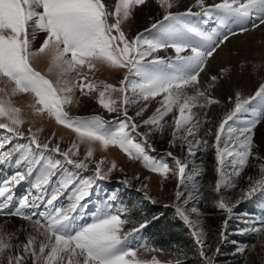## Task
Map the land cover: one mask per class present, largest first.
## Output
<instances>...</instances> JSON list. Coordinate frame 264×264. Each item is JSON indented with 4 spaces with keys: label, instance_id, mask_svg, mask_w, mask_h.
<instances>
[{
    "label": "snow or ice",
    "instance_id": "obj_1",
    "mask_svg": "<svg viewBox=\"0 0 264 264\" xmlns=\"http://www.w3.org/2000/svg\"><path fill=\"white\" fill-rule=\"evenodd\" d=\"M145 2L118 0L115 10L110 11L104 0H0V78L11 84L10 90L0 88V93H3L0 95V129L27 139V143L0 152V165L14 163L26 169L0 181V214L20 217L32 228L25 240L20 241L15 232H6L0 227L2 264H180L179 261H160L156 257L144 260L138 256V248L145 251L161 249L149 247L147 242L134 245L133 239L139 229L124 232L126 220L111 211L110 202L116 200L115 192L108 197V203L91 213V222L79 223L87 208L80 202L89 195L92 178L81 180L77 174L69 172L66 165L87 170L89 158L95 151L91 145L98 143L104 150L117 146L130 159L141 160L151 171L166 176L170 171L168 163L149 155V151H155L150 137L153 133L164 132L167 126L165 117L169 114H174L171 143L183 141L189 145V154L195 155L190 138L197 137L199 129L209 119L201 110L220 103L207 90L201 89L200 73L208 58L228 40L229 35L235 34L228 27L229 18H234L231 22L241 25L255 18L259 23H253V27L264 25V0H221L210 6H205L204 0H197L200 12L194 13L191 8L183 13L169 11L163 20L151 26L156 30L155 34L146 29L148 36L138 33L129 39L121 25L135 6ZM159 3L169 9L173 6L171 0H159ZM189 16L214 17L228 30V34L222 35L217 30L205 32L199 24L207 23V20L193 23ZM110 18H114V22H110ZM240 30L247 31V28L242 26ZM38 32L44 33L45 38L33 51L32 40ZM168 48L174 50L173 58L155 55ZM41 53L50 55L48 71L57 72L55 82L37 71L31 63V58ZM98 64L126 70L119 86L90 79L81 71L87 68L93 72ZM73 73L75 79H64ZM216 80V76L211 77V81ZM213 86L212 83L208 85L209 88ZM189 87L194 89L192 95L186 94ZM76 91L81 95L97 92L98 104L107 112L120 115L112 120L101 115H71L66 108L73 103ZM116 92L121 94L118 99L112 95ZM17 94L33 97L34 102L29 105L33 115H47L57 124L72 130L81 143L87 142L89 147L84 158H75L79 152V145L75 142L62 150L59 143L51 146L49 141L39 139L37 133L42 129L33 131L30 127V135L22 132L20 129L25 124L23 110L12 99ZM157 97L160 98L159 107L148 118L138 123L128 114L131 105L143 101V106L135 113L137 117L143 116L149 102ZM229 100L233 107L223 116L214 134L218 174L214 190L217 193L236 187L234 180L240 177L254 155L253 129L264 119V84L254 95L243 98L236 93ZM141 126H146L148 131H139ZM6 143H11V137L0 142V149ZM207 145L206 139L195 140L197 148L206 151ZM53 154L62 157L63 163ZM166 155L174 160L183 183L186 165L172 152ZM103 163V160L96 163L95 178L107 179L117 167L113 161L111 168L102 169ZM258 170V178L248 177V186L237 204L257 194L264 199V163ZM57 171L61 173L57 186L49 191ZM27 179L31 180L35 194L29 191L17 198L14 186ZM187 179L193 180L194 177ZM123 183L130 184L128 180ZM70 188L72 194L68 199L71 203L67 208L58 206L60 196ZM176 195L179 199L183 193L177 191ZM42 206L44 211H34ZM217 206L229 214L233 211V206L223 196L217 201ZM78 208L81 209L79 213ZM26 209L33 211L26 212ZM191 211L196 212L197 209L192 208ZM176 213L192 229L204 264H213L205 251L204 239L193 227L189 215L179 206ZM224 223L226 225L227 220ZM144 227L145 224L140 225V228ZM253 231L264 233V221Z\"/></svg>",
    "mask_w": 264,
    "mask_h": 264
},
{
    "label": "rangeland",
    "instance_id": "obj_2",
    "mask_svg": "<svg viewBox=\"0 0 264 264\" xmlns=\"http://www.w3.org/2000/svg\"><path fill=\"white\" fill-rule=\"evenodd\" d=\"M117 2L118 0H104L105 5L110 11L115 10ZM146 3L155 5V8H142ZM144 4L135 6L131 11V15L121 25L122 30L129 39H133L138 33H144L145 36H148L149 33L145 32L146 29L151 30V33L155 34L156 30L152 29L151 26L157 21L163 20L169 11L173 13L186 12L184 10H175L172 7L170 9L167 6L162 7L159 0H146ZM193 10L192 12L196 13L200 12L201 8L197 5ZM217 15H223V13H217ZM188 19L193 23L206 19L207 23L199 24V27L203 31L212 32L213 30H217L222 35L228 34V30H224L219 20L214 17L189 16ZM233 19L229 18L230 23L228 27L233 32L236 30L237 32L241 31L240 25H237L239 23L231 22ZM110 22H114V18H110ZM231 23L233 25L230 26ZM253 23L258 24L259 22L255 18H252L244 23V27L248 31L253 30L256 28L253 27ZM41 33L36 35V38L32 40L33 51H36L40 47L45 38L44 33ZM31 63L37 71L52 79L54 82L58 79L56 71H48L50 66V55L48 53L34 55L31 58ZM251 63L253 61H250V65ZM81 71L87 73L90 79L105 81L117 86H119L126 72L125 69L112 68L104 64H98L96 70L93 72H89L87 68H83ZM221 72L224 73L223 68ZM212 76L216 75L211 73L210 80ZM64 79L73 80L75 79V74L65 76ZM218 81L219 79L217 78L214 83ZM0 88L10 90L11 84L6 79L0 78ZM201 89L207 90L220 103L211 105L208 109L201 110V113H207L209 119L199 129V135L195 138H190L193 145L192 150L196 153L195 155L189 154V145L187 143L179 140L175 144L171 143L174 114H169V116L165 117L167 126L163 133L156 132L150 137L151 146L155 151H149V155L155 157L157 160L163 159L168 163L170 171L166 176L151 171L141 160L130 159L117 146H110L107 150H104L98 143L91 145L95 151L93 157L89 158V168L87 170H78L72 165H66L67 170L77 174L79 179L88 180L92 178V184L88 188L89 195L80 202L81 205H87V208L84 211L83 218L79 219L78 217L79 223L91 222V213L95 212L98 206L108 203V197L115 192L116 200L110 202L112 205L111 211L113 214H120L122 219L126 220V223L123 225V231L129 232L134 228L139 229V232L135 234V238L133 239L134 245H139L143 242H147L149 245L144 235V229L148 224L149 218V212L146 208H168L171 209L173 215L180 218L176 213V207L179 206L186 211L193 222V227L202 235L205 242V251L211 257L213 264H264V233L253 231L254 228L261 227V221H264V199L257 194V196L251 199L240 201L238 204L236 203L240 200L242 191L246 190L248 186V177L258 178L259 165L264 163V147L259 140V137H261L260 134H263L264 139V119L253 129L254 155L249 159V163L244 168L240 177L234 180L236 187L226 190L222 189L220 193L214 190L218 178L217 161L213 148L214 134L217 126L227 111L233 107V102L229 100L230 97L234 98L236 93H240L243 98H246L254 95L256 91L253 90L250 95L245 96L241 89L230 91L231 93L216 92L212 87L209 88L208 85L206 88ZM193 92L194 90H192L190 95ZM0 95H3V93H0ZM97 95V92H92L89 95H81L79 91H76L73 96V103L67 106L66 110L73 116L89 117L92 115H101L106 120H112L114 117L120 115L119 113H109L103 109L97 102ZM112 95L114 99H118L121 94L116 92ZM12 99L15 105L23 110L25 124L20 129L22 132L30 135L28 133L30 127L33 131L42 129V131L37 133L39 139L42 142L49 141L51 146L59 143L62 150H65L71 145L69 141L73 138V143L75 142L79 145V152L75 158H84L89 144L87 142L81 143L72 130L57 124L53 118H49L47 115H33L29 105L34 101L30 94H17ZM143 103L141 101L128 108V114L138 123L153 114H148L150 111V106H148L143 116L137 117L135 115L143 106ZM201 118L203 119V116ZM209 130H211V134H209ZM139 131L147 132L148 128L141 126ZM5 137H11V143H6L5 147L0 149V152L9 151L17 144L27 143V139L24 137H15L13 134L8 133L7 130L0 129V142H3ZM196 139H206L208 141L206 151L195 147ZM167 152H172L174 156L178 157L186 165L183 183H181V178L174 160L166 155ZM53 156L54 158L61 159L63 163V158L58 156V154H53ZM101 160L104 161L101 165L102 169L111 168L113 161L117 165L108 174L107 179H98L94 176L95 165ZM25 170L24 166H17L14 163L2 164L0 165V181L10 179L17 171ZM197 172H199V175H196ZM60 175V171H57V174L52 177L49 191H51V187L57 186L56 181L60 178ZM189 176H193L194 179L188 180L187 177ZM124 180H128L130 184L125 185L123 183ZM13 191L17 198L27 194L29 191L35 194V191L31 188L30 179L21 181L20 184L15 185ZM177 191L183 193L179 199H177ZM145 192L147 196H145ZM71 194V188L65 190L57 202L58 206L67 208L71 203L68 199ZM221 196L225 198L230 206H233L231 214L217 206V201ZM192 208H196L197 211L192 212ZM44 210L45 208L42 206L34 211L39 213ZM25 211L30 212L33 210L26 209ZM80 211L81 209L78 208L77 212L79 213ZM226 220L227 224L225 225L224 222ZM28 223V221L20 217L0 214V227H3L6 232H15L20 241L25 240L26 236L32 232V228ZM141 224H145V227L140 228ZM190 230L192 232V229ZM149 247L152 246L149 245ZM217 248L219 249L218 252L216 251ZM240 249H244V251H240ZM138 256L144 260H150L152 257H156L160 261L181 262L183 260L181 255L175 253L162 250L145 251L143 248H138ZM201 260V264H204L202 258Z\"/></svg>",
    "mask_w": 264,
    "mask_h": 264
},
{
    "label": "bare ground",
    "instance_id": "obj_3",
    "mask_svg": "<svg viewBox=\"0 0 264 264\" xmlns=\"http://www.w3.org/2000/svg\"><path fill=\"white\" fill-rule=\"evenodd\" d=\"M220 2L221 0H204L205 5H214ZM171 3L172 8L179 11H187L189 8L194 11L193 9L197 7V0H171ZM154 6L151 3H146L142 8H155ZM237 25L244 27V24ZM39 33L41 32L36 35ZM234 33V35H229L228 40L221 44L213 56L207 60L206 66L199 76L200 87L206 88L212 83L214 85L212 88L216 92L231 93L230 91L241 89L244 95L248 96L253 90L257 91L259 86L264 83V25H259L250 31L237 32L236 30ZM155 55L171 59L175 53L173 49L168 48ZM250 61H253L251 65ZM222 68L224 73L221 72ZM211 73L216 75L219 79L218 82H210ZM192 90L194 89L191 87L187 88L186 94L190 95ZM159 100L160 98L157 97L149 102L150 111L148 114L153 113L159 107ZM260 136L259 140L264 147L263 134ZM73 141L72 138L69 143L72 144Z\"/></svg>",
    "mask_w": 264,
    "mask_h": 264
},
{
    "label": "trees",
    "instance_id": "obj_4",
    "mask_svg": "<svg viewBox=\"0 0 264 264\" xmlns=\"http://www.w3.org/2000/svg\"><path fill=\"white\" fill-rule=\"evenodd\" d=\"M149 212L144 235L150 246L183 257L180 264H201L199 247L191 230L168 208H146Z\"/></svg>",
    "mask_w": 264,
    "mask_h": 264
}]
</instances>
